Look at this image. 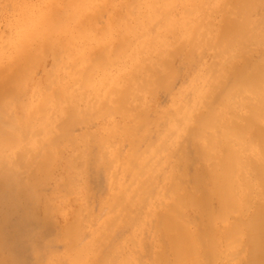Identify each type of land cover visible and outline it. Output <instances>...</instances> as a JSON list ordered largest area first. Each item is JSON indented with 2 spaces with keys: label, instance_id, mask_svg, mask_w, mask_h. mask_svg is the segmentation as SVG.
<instances>
[{
  "label": "bare ground",
  "instance_id": "1",
  "mask_svg": "<svg viewBox=\"0 0 264 264\" xmlns=\"http://www.w3.org/2000/svg\"><path fill=\"white\" fill-rule=\"evenodd\" d=\"M133 1H135V0H132V2L130 0H123L122 4H124L128 10L131 7L134 11L129 10V13H128L127 9L126 10L123 9L124 12L119 11V13H117V14L115 13L116 14L115 16L111 12V14L114 17H110V19H109L111 26L109 28L108 34L103 36L102 38L100 36L99 43L97 42L98 45L95 46L94 49L92 47L93 45L90 44L91 42L88 39L89 41L87 40V43L89 42V45H92L91 46L92 48H89V49H91V52L88 49L89 53H88V51L87 52L84 51L87 53V54L85 53V55H82V54H84V52H82V51L84 50L83 47L86 44L85 43L86 37L89 36V35H87L88 31L90 29L94 28V25L92 23L94 22V18H95V15H94L95 10L93 7L95 4H97L96 3L97 0H73L72 3L74 6H76V10H75V13L73 15L75 23H74V26L70 29L69 32H67V34L65 36L55 37L50 30L41 31L40 28H36L35 30L32 31V33L30 35H32V37H35V39L37 40V42H36L37 44H35V42H34V44L37 45V47L34 48L33 45L28 43L32 39L31 38L30 40L27 41V43H23V45H21L17 48H13L12 53H11L12 56L10 58H8V60L6 62H4L3 64H0V104L6 103L4 105H8V104H11L10 102L12 101V99H14L13 96H15L16 93L21 92V91L23 92L24 89H29V88H31V86H39L41 83L51 81L52 76L48 78V74H50V73L47 74V68H49V67H46L45 61H46V59L50 58V56L52 58V55H51L52 54V47H54L55 54H61L60 51L61 52H63V51H65V52L66 51L67 52L79 51L80 52L79 54L82 55L80 60H78L79 62L76 64L74 63L75 65L73 63H71L72 61L70 62L71 64L74 65V66H72L73 70L71 69V71H72L71 72L72 75H70L71 80H69V81H71L70 86H69L70 93L66 89V93L68 91V94L62 96L63 101L60 100L61 101L60 107H58V108L55 107V110H49V109H48L49 111L42 110V112L37 115L36 118L38 119L37 121L39 122V124L36 127H34V128H36V130L32 127L33 131H34V135H33V133H32V135L36 137L35 139L28 140L27 143H24L20 147H17L14 149L10 148L11 150L8 149L10 146V143L13 141H12V139H9L10 136L9 137L7 136L8 133L6 132V129H5L7 120L5 119L6 123L3 122V124H1V122L3 120L2 121L0 120V200H1L0 202L2 203L3 201H6V200L9 201L11 198H14V197H12V195L10 193L11 191L15 195H18V196L23 194L24 190L22 191L19 188L20 190H18V192H16L17 191L16 189H18V186H19L18 184L23 183L22 180H20V179H22V177L24 176V173H25V175L27 174L26 173L27 170H29V171L33 170L34 171L35 169H37V172H38V169L40 170V168L46 167L47 169L45 168L46 170H44V173H41V174H42V176L44 174H47L49 168L51 167L52 162L54 163V160L53 161H51V160L55 158L54 156H53L54 158L52 157V154L55 153V151L53 150L54 151L53 152L51 149V146L54 145V142H53V145H51L52 142H50L51 140H53V135L55 134L53 130H58V131L61 130L62 131V128L65 129L64 127L70 126L69 124L72 123L73 121H75L74 119L77 116L78 109H80V106H81V108L83 106V110H84L85 108L91 107L95 103L99 102V103L106 104L108 107H115L121 111H126V112L130 111L131 113H133L134 111H136L135 108H137V107L139 108L141 105H143L141 102L144 101L142 97L145 94L147 96V95H150V94L156 92L157 90H158V92L159 91L164 92L163 90L166 89V87H168L170 85V83L173 81V79L175 78V76L177 74L175 71L176 63H178L179 58H184L183 60L186 64L187 69H188L190 60L192 61L191 66L195 67L194 71L189 74V77L190 76H192V77L203 76L204 79H202V84H201V86H198V87L190 86L187 89V91H185V93H183V94H188L189 95L188 98L183 99L184 98L183 96L178 95V96H174L170 100V105H169L168 110L171 109L170 110L171 115L175 117L176 113L177 114L179 113L175 119L170 115V117L168 118V121L165 120V118H163V117L166 115V112H162V113H159L157 115V118L155 117L157 123L154 124L146 134L144 133L143 135L138 137V135L137 136L135 135V130L127 133V135H128L127 143H129V145H130L129 149H132V150H129V151H131L130 152L131 156H134L135 152L137 150L138 153H141L142 160H139L140 162L137 165H132V166L137 167V171H138L135 179H133L132 181H130L126 185L121 183L122 186H119V189L121 188V190H123L122 192L126 191L125 193L129 197H133L137 184L140 183L142 177L145 176V174L147 173L146 170L148 171V169L151 168L152 164L154 162H157L156 160L160 159V156H162L163 152L165 150H168L167 148H168L169 144L170 145H171V143H172V145L174 144L175 147L173 150V155L176 158L175 163L177 161H179L180 164L181 163L184 164L187 161V159H186V161L184 162L185 150H186L185 148L188 146L191 147L192 150L195 152L194 153L192 151V154L194 153L195 154L194 156H197L196 159L199 160L198 161L199 166L197 167L198 170L196 171V173H198V174L195 176H197L196 182L199 184V185L198 184L197 185L200 189V192H198V194H197L194 190H191V188H187L186 186L184 187L185 184L184 185L181 184L180 178H181V176L183 177V174L181 173V170L183 168L180 170V172H179L180 176H179L178 174L175 173L176 171H174V169L177 170L176 168H179L178 165H177L178 167L176 165H175L176 166L175 168L172 167L173 170L171 169V171L168 168L169 164H168V166L166 165L168 168V171H170V174L168 173L167 174V175H169L168 178L164 179V181L169 179V182L165 181L166 183H168V187L165 190V195L167 197L165 195L162 197H166V199L168 201H170L168 203H172V207L171 208H165L164 207L165 206V202H164L165 200L163 202H161L162 203L161 204L162 211L160 212V215L157 217L158 219L156 218L155 220H157L156 224L158 226V228H157V226H156V228L157 229L161 228V230L163 232L162 237H164L165 241H166V243H165V241H163L165 244L162 243V245H165V246H163V247H165V249H167V247H168L167 250L170 253L168 251L167 252L169 254L166 251H165L166 253L161 252L163 247L161 249V246H160V249H161L160 250L157 246H155L158 248V249L156 248L157 250L154 247V249H155V250H153L154 252L151 250L149 251V253L150 252L153 253V255L150 253L152 255L150 258V261L152 262V264H201L204 256L200 255L201 254L200 253L201 248L198 247V245H196L198 243L195 244V242H194L195 239H194V237L190 231L191 227L187 226V223H185L183 221V219H181L177 214V211L180 209L181 210L186 209V211L188 212L189 210L192 211V210L197 208L198 210L202 211L205 215L206 214L210 215L209 218L204 220L203 226L207 230L206 233L211 234V238H212V240H214V244H213L214 245V247H213L214 263H216V264H247L246 260L248 258H250L253 261L250 260L252 262H250L249 264H262V261L259 260L258 256L260 257L261 254H264V238L262 236H260V233H259L261 225L264 226V223H263V221H264V207H263V205H264V180H263L262 176L259 175L260 172L259 173L255 172L257 170L255 169L254 166H255V164L264 163V137L261 136V139H259V140L254 139L253 140L251 138V136L249 137L247 135L246 130L248 128L247 125L249 124L250 117H251V116H249L251 109L255 108L256 106L259 107L261 103H264V38H261L262 36L261 37L258 36L260 31L261 32L264 31V26L262 24L263 23L262 21L264 20V14L260 13L258 11L262 7L263 0H212L213 6L216 7L218 9V11L222 13L221 20L219 21L218 25H215V24L213 25L214 21L213 22L209 21L206 24H201V26H199L197 28H194L192 23H191V20L188 19V17L190 15L187 14L188 13L187 12L188 10H186L187 7L185 8L186 11L183 10L184 9L183 8L182 10L186 13H180V14H183L182 17H184V15H185V19L184 18L182 19L183 21L185 20V23L184 22L180 23V26H183V24H184L185 27H184V32L181 31L182 33H180V35H179L180 40L178 38L172 39L171 37H173V36H170L169 34H166V32H164L163 35H165L167 37V38L163 37L164 41H165L164 43H167L166 47H163V48L159 47V48L153 49V51L143 50L145 55H142L143 56L142 58L141 57L137 58V55L135 54L136 51H135V53H134V51H132L131 44H132V46H134L133 49L134 48L136 49L135 45L133 44V39L137 38V39L143 40L142 41L143 46H146V44H149L150 40H151V38H150L151 36L149 35L150 33H145V32L148 29H150V30L156 29L157 30L156 34L159 33L160 29H158L157 24L160 23L159 21L161 20V17H159V16H162V14H163V13L162 14L160 13L161 6L168 7V8L173 7L180 0H143L141 3L137 2V5ZM98 4H99V2H98ZM100 4H101V0H100ZM105 4H107V9L105 8L106 11H109L108 8L111 7V0H107ZM138 4H139V6L141 5L140 8H138ZM113 6H115V5L113 4ZM117 6H120V5H117ZM118 8L120 9V7H118ZM123 8H124V6H123ZM105 9H104V11H105ZM167 9H166V12H167ZM178 10H177V13H178ZM182 10H180V11L182 12ZM83 11H84V13H83ZM121 11H122V9H121ZM103 13H102V15H103ZM180 14H179V16H180ZM103 16H101V17H103ZM106 16H109V15H106ZM176 16H177V14H176ZM256 17H259L260 19L258 18V20H257ZM97 19H98V16H97ZM104 20H106L105 16H104ZM187 20H189V21H187ZM167 22H165L164 24H166ZM186 23H187V25H186ZM86 24H92V28H91V25L86 26ZM105 24H106V22H105ZM107 25L109 26L108 21H107L106 26ZM97 26H99V25H97ZM163 27H164V25H163ZM212 27L213 28L215 27L214 31L212 30ZM98 28L99 27H97V29ZM161 28H162V26H161ZM95 29H94V31H95ZM176 34H177V32H176ZM91 35H92V32H91ZM191 36H193V37H191ZM169 38H170V41H169ZM36 40H34V41H36ZM167 40H168V42H167ZM92 42L94 43V41H92ZM170 42H171V44H169ZM176 44H177V47H176ZM86 45H88V44H86ZM163 46H164V44H163ZM194 49H196L198 51L199 50L202 51V56L199 55L198 59L196 58L195 53H199V52L198 51L195 52L196 50H194ZM248 52L251 53L248 57V63H246L242 66H240V65L237 66L235 78L233 79V82H232L231 86L229 87L228 92H226L227 94L225 93L226 96L219 101V104L217 106L208 110L207 106L210 104L212 94L215 91V88L221 82L220 78L226 77L227 75L234 73L232 71H233V68H235V67L233 66L234 63H232V62H234L235 60H236L235 62H237L240 59L244 60L247 57ZM69 54L71 55V53H69ZM75 54L76 53H74V55ZM194 54H195V56H194ZM218 55L220 56V60H218V58H217ZM61 56H63V55H61ZM61 56H60V58H61ZM65 56H66V58L69 57V55L67 57V53L65 54ZM70 57H72V56H70ZM185 57L189 60L188 62H187V59ZM74 58H75V56H74ZM74 58L72 57L71 60H73ZM138 59H140L142 62H144V64L141 65L140 67H134L132 69V74L128 77H126L124 75H120V73H122L125 70L122 67L123 66L122 63L124 61H136ZM243 60H242V62H243ZM64 61L66 62L67 60L65 59ZM73 62H75V61H73ZM242 62L240 61V64ZM53 64H55V63H53ZM63 64H64L63 67H65L66 66L65 63H63ZM67 64H68V61H67ZM216 65H218L220 67V69L222 70L221 71L222 74L220 73V71H218L219 68H217ZM68 66H70V65H68ZM226 66H227V70H226ZM206 67H207V71H208L207 73L208 74L204 73ZM58 68H60V65L56 67V69H58ZM67 68L68 67L66 66L64 69H67ZM51 69H52V67H51ZM68 69H70V68H68ZM209 69H210V71H209ZM37 70H40L41 74H38L39 76H36ZM49 70H50V68H49ZM61 70H62V68L60 69V72H61ZM58 71H59V69H58ZM64 71H68V70H64ZM49 72H51V71H49ZM67 73L68 72H66V74ZM56 74L57 73H55V75H54L55 77H57V75H58V74L57 75ZM59 74H61V73H59ZM51 75H53V74H51ZM58 76H61V77L60 78L57 77V79L63 78L62 77L63 74L58 75ZM186 76H187V74H185L183 76V78ZM192 77H191V79H192ZM68 78H69V76H68ZM180 79H181V77H180ZM54 82L56 83L57 80L56 81L54 80ZM59 82L57 83L58 85H56V86L57 87L60 86L61 88L59 87V89L61 90L63 88V86L59 85ZM67 83H65L64 85H66ZM199 83H201V82H199ZM105 90H110V93L108 94V96L102 95L105 93L104 92ZM26 92L27 91H24V93H26ZM54 92L55 91H53V93ZM179 94H181V93H179ZM155 96L157 97L156 93H155ZM17 97H16V99H17ZM59 97L60 96L58 95V98ZM146 98L147 99H145V100L147 101L148 96ZM151 98L152 97L150 95L149 99H151ZM156 99H154V101ZM56 102H57V100H56ZM179 102H182V104L180 105ZM179 105H180V110L177 107ZM150 107L152 108V103H151ZM47 108H48V105H47ZM94 108H96V107H94ZM104 108H102V109H104ZM142 108L143 107H141L140 110ZM140 110H139V113L141 112ZM86 111H88V110H86ZM108 111L110 112L109 109H107V111H105L106 115L109 113ZM253 111H254V109H253ZM128 112H127V115H128ZM137 112H138V110H137ZM263 112L261 115H263V119H264ZM35 113H37V112H35ZM79 113H81V111H79ZM90 113L93 114L92 111ZM101 114H102V117H105V115L103 113H101ZM114 114L116 115V113H114ZM127 115L125 114L126 117H129L130 113L128 116ZM133 115L134 114H132V116ZM142 115H143V113H142ZM9 116H10V114H9ZM112 117H115V116H112ZM133 117H136V116H133ZM100 118H101V116H100ZM111 118L109 121L112 120ZM139 118H141V117H139ZM252 118H253V116H252ZM257 118H258V116H257ZM8 119H9V117H8ZM13 119H14V116H13ZM98 119L99 118H97V120ZM107 119H108V117H107ZM107 119H104L105 122ZM118 119H120V118H118ZM118 119L116 118V120H118ZM123 119H125L124 122H126L128 118H125L123 116ZM120 120H121L120 122H122V119H120ZM254 120H256V119L254 118ZM260 120H262V118ZM16 121L18 122V120H16ZM70 121H72V122H70ZM142 122H141V124H142ZM163 122L165 124H169V123L173 124L170 129L166 130V133L163 129L159 128V126ZM8 123H7V125L9 127L13 128V126H12L13 122H11L12 125H9L10 123L9 124ZM262 123L264 125V121L260 122V124H262ZM107 124H108V122L106 123V125ZM113 124L117 125L114 122H110V126H115ZM33 125H34V123H33ZM121 125H122V123H121ZM74 126H75V124H74ZM98 126H100V125H98ZM101 126H102V124H101ZM105 128H106V126H105ZM107 128H108V125H107ZM29 129H30V127H29ZM71 129H72V127H71ZM103 129H104V127H103ZM103 129H101V131H103ZM113 130H114V128H113ZM11 131L15 132L13 130H10V132ZM97 131H99V128ZM16 132L13 133V136H15ZM263 132H264V130H263ZM29 133H28V135H30ZM112 133H113V131H111V134ZM159 133L161 135V139L163 138L164 141L161 144H158L157 147L151 153L152 156L148 157V154L144 151V149L140 145V142L142 140H146V138L149 139L150 137H153ZM86 137H85V139H86ZM26 139H27V137H26ZM156 139H157V137H156ZM80 140H83V139L80 138ZM83 141H84L83 144H85V140H83ZM22 142H23V138H22ZM134 142H135L136 148L134 147ZM20 143H21V141H20ZM80 144H82V143H80ZM4 145H7L6 148L8 150L5 148L6 150L2 151V149L4 148L3 147ZM115 145H117V144H115ZM172 148H173V146L171 147V149ZM191 148H189V149H191ZM114 149H116V148H114ZM33 150L36 152V154L32 153L30 155L29 154L30 151H33ZM110 150H113V148ZM147 150L149 151V148ZM151 150L152 149H150V151ZM114 151L115 150H113L112 153ZM47 152L50 153V156L48 158L46 156ZM73 152H74V150H73ZM73 152H71V155H73L72 154ZM110 153H111V151H110ZM28 154L30 155L31 158L29 157ZM165 154L167 155V151H165ZM111 155H113V154H111ZM171 155H172V153H171ZM171 155H170V157H171ZM82 156H83V154H82ZM165 157H162V158H165ZM36 158H37V160H36ZM84 158H85V156H84ZM110 158H111V156H110ZM49 159H51V160H49ZM69 160H71L70 157H69ZM79 161L81 162L82 160H78L77 161L78 164H79ZM83 161H84V159H83ZM116 161L117 160L115 159L114 162H116ZM67 162H69V161L67 160ZM67 162H65V164H67ZM82 162H81V164L84 163V162L83 163ZM179 162H177L176 164H179ZM115 164H117V163H115ZM35 165L37 168H33ZM69 165L72 167V164H69ZM77 165H75V166H77ZM83 166H82V168H83ZM67 167H66V170H67V172H69ZM78 167H80V166H78ZM74 168H72V170L74 171V173L77 174V172H75L76 169H74ZM115 168H116V166H115ZM79 169H81V168H79ZM131 169H132L131 165L128 163H125L123 165V170L109 169V171H112V177L113 178H116V176L118 178L119 174H122L124 171H130ZM165 169H166V167H165ZM184 169H185V167H184ZM17 170L18 171L20 170V172L22 171L23 176H21L20 179L19 178L15 179V181H13L12 179L9 180V175L12 176V174L14 173L13 174V176H14L15 173L17 174V172H16ZM158 170H160V169H158ZM41 171H42V169H41ZM62 172H63V170H62ZM67 172L64 170V173H63L66 177H67V175H66ZM72 173H71V175H72ZM33 174H34V172H33ZM41 174L39 175V172H38L39 176H41ZM80 174H81V171H80ZM19 175H21V174H19ZM30 175H32L31 171H30ZM36 175H34V176H36ZM110 175H108L107 180H108ZM184 175H186V174H184ZM153 176H157V175H153ZM45 177H47V175ZM45 177H43V178H45ZM56 177H55V179H56ZM59 177H61V176H59ZM75 177H77V176L75 175ZM163 177H165L164 174H163ZM33 178H34V182H37L38 179L40 180V178H41V180H43L42 177H39V178L37 177V180L35 177H33ZM68 178H70V176ZM113 178L111 179V181L110 180L109 181L112 182ZM24 181H25V179H24ZM46 181L50 182V180H48V179ZM145 181H147V180H145ZM15 182L18 185L16 189L14 188V184H16ZM30 182H32V181H30ZM54 182H58V180L52 181L51 183H54ZM104 182H105V180H104ZM26 183L28 185L29 181ZM43 183H45V180L43 181ZM23 184H25V183H23ZM110 184H109V187L111 188ZM25 185H21V187L24 188ZM56 185H57V183H56ZM77 185H74V186H77ZM7 186L13 187L10 192H7L6 190H4ZM55 186H53V187H55ZM141 186L142 185H140L139 189H143V188H141ZM78 187H79V185H78ZM84 187L85 186H83L82 189L87 188V187H85V188ZM189 187H190V185H189ZM73 188H75V187H72V189H71L72 191H74ZM159 188H160V185H159ZM66 189H68V188H66ZM52 190H53V188H52ZM26 192H28V191H26ZM43 192H46V191H43ZM53 192L57 193L54 190H53ZM63 192L66 193V191H63ZM82 192H83V190H82ZM84 192H85V190H84ZM49 193H50V191H49ZM70 193H71V191H70ZM76 193L79 194V189H78V192L76 191ZM160 193H162V192H160ZM8 194H10V195H8ZM72 194H73V192H72ZM72 194H71V196H70V194L68 196L72 197ZM136 194H139V193H136ZM33 195L36 196V194H32V196ZM53 195L55 196V194H53ZM50 196L52 198H54V196H52L51 194L49 195V197ZM57 196H58V194H57ZM59 196H60V194H59ZM79 196H80V194H79ZM154 196L155 195H153V197ZM70 197H68V198L71 201V199L73 197L71 199H70ZM75 197H77V196H75ZM116 197L112 198L114 203H115ZM137 197H138V195H137ZM40 198H43V197L41 196ZM40 198H39V200H40ZM45 198H46V196H45ZM55 198H56V196H55ZM60 198L61 197H59V201H60ZM65 198H67V197H65ZM74 198L72 200H75ZM84 198H85V196H84ZM160 198H159V200H160ZM23 199H25V197L22 198V201H23ZM43 199H41V201ZM48 199L50 200L51 198H48ZM82 199L83 198L81 197V201H82ZM119 199H120V197H119ZM132 199H131V201H132ZM37 200L38 199H36V202L39 201V200L38 201ZM64 200L67 201L68 199H64ZM125 200H126V197H125ZM147 200L150 201L149 198ZM152 200L149 202V206H151L150 203L153 204ZM156 200H158V199H156ZM19 201H21V200H19ZM46 201H47V199H46ZM46 201H44V202H46ZM66 201H64V202H66ZM36 202H34V203H36ZM44 202L42 204L43 206H44ZM83 202L85 203V200H83ZM154 202H156L157 207H159L158 203H160V202H158V201H154ZM34 203L32 201V204H34ZM54 203H55V201H54ZM60 203H62V201ZM77 203H79L78 199H77ZM11 204L14 205V200H13V203H11ZM15 204H18V203L16 202ZM47 204L49 205L50 203H47ZM52 204H53V202H51V206H53ZM58 204L59 203L57 202L56 205H58ZM66 204H68V202H66ZM91 204H93V203H91ZM64 205L65 204H63V206ZM71 205L73 206L74 209L77 206L75 202H74L75 206L73 205V203ZM85 205H86V203H85ZM93 205H92V208H90V211H91V209H93ZM122 205L124 207L123 203H122ZM139 205H140V203H139ZM168 205H170V204H168ZM149 206H146V207H149ZM153 206L154 205H152V207ZM40 207L42 208V206H40ZM57 207H54V209H56ZM81 207H82V204H81ZM85 207H84V210H86ZM117 207H118V209H117ZM117 207H116V209L118 212L120 206L117 204ZM155 207H156V205L154 206V209H155ZM163 207L165 208V210L163 209ZM45 208H47V207H45ZM61 208H62V206L60 207V212L57 210L59 212V214L57 212H55V216L57 213V216H56L57 220H58L57 222H59V219H61L60 223L62 221L61 225L59 223L60 229L62 227V233H63V235L60 234L61 238L65 237V236H71L70 238L72 239V243H73V242H75L74 241V239H75L74 235L79 234L78 229L85 228V227L79 228L80 223H79V220H77L78 217H80V211H82V210L77 208L78 210L74 211V209L71 210L72 208L69 207L68 208V209H70L69 211H72V212L74 211L72 213V216H73L72 217L70 215L71 212L70 213L68 212L67 207L65 208V210H63ZM120 208H122V206ZM36 209H37V206L35 207V211H37V212L40 211V210H38V209L36 210ZM49 209L50 208H48V210ZM52 209H51V211H53V212L56 211V210H52ZM101 209H103V208L101 207ZM107 209H110V208L107 207ZM116 209L114 208L113 210L115 211ZM154 209L153 210L151 209V210L154 211ZM41 210L43 211L45 209L42 208ZM61 210L66 211V213L68 212V214L71 217L70 221L68 220V218H69L68 215L63 214V212H61ZM126 210H127V208H126ZM42 211H40V212L42 213ZM124 211H125V208H124ZM40 212L38 214H40ZM44 212H43V215H45ZM46 212L48 213V211H46ZM53 212H51V214H54ZM83 212H85V211H83ZM104 212H106V211H104ZM99 213H101V212L99 211ZM183 213L185 214L186 212H183ZM36 215H37V213H36ZM153 215H154V213H153ZM153 215H152V217H153ZM229 216L231 218H228ZM40 217L42 218L41 214H40ZM49 217L52 218L51 215ZM49 217L47 216V219H50ZM111 217H113V216H111ZM152 217H150V218H152ZM47 219H45V220H47ZM143 219H146V218H143ZM147 219L149 220V218H147ZM52 220L53 219H51V221ZM150 220H152V219H150ZM88 221H89V219H88ZM57 222H54L55 225L56 224L58 225ZM108 222L106 221V224ZM140 222H142V221H140ZM85 223L87 224V222H85ZM216 223L219 224V228L217 227V229H214L215 231L212 232L211 229L214 228V226H218V225H216ZM88 224H89V222H88ZM135 224H136V222H135ZM59 225L56 227V229L59 228ZM139 225L140 226L138 227V229H140V227H142V225L140 223H139ZM147 226L149 227L150 224H148ZM104 227H105V225H104ZM188 227H190V228H188ZM60 229H58L57 232ZM100 229L101 228L98 229L99 230L98 232H100ZM102 229H103V226H102ZM102 229H101L100 235L105 234V232L103 233ZM142 229H143V227L141 228V230ZM85 230H87V229H85ZM144 230H145V228H144ZM152 230L153 229H151V231ZM153 231H155V229ZM59 232L61 233V231H59ZM84 232H86V231H84ZM111 232H113V231H111ZM145 232H146V230H145ZM147 232L149 233L150 231L147 230ZM73 233H75V234H73ZM80 233H82V232H80ZM151 234H153V233H151ZM162 234H160V236H159L160 243L162 242L161 241V235ZM58 235L59 234H57V236ZM60 235H59V237L56 236L57 238H55V239L59 240ZM98 235L99 234L96 232L95 236H98ZM141 235H142V232H141ZM145 235H148V234L146 233ZM158 235H159V233H158ZM72 236L74 239L72 238ZM77 236H79V235H77ZM151 236H153V235H151ZM244 236L247 237L248 242L250 243L249 244L250 248L247 249L248 251L245 250V253L243 255L241 254L240 256L234 257V254H236L234 252H236V250L240 249L239 248V246L241 244L240 241H242V238ZM81 237H82V235H81ZM148 237H149V235H148ZM148 237H146L145 239H148ZM153 237L156 238V236H153ZM53 238H54V236H53ZM101 238L103 239V237H101ZM124 238H125V236H124ZM55 239L54 240L52 239V240L55 242ZM98 239L99 238H97V240ZM135 239H136V237H135ZM135 239H133V241ZM156 239H158V237ZM52 240H51V243H54V242H52ZM95 240L96 239L91 241L93 245L98 242V241H96L94 243L93 241H95ZM151 240L153 242H155V240H153V239H151ZM47 241H50V240H47ZM47 241H46V243L49 244ZM102 241H100V242L102 243ZM104 241H106V238ZM157 241L155 243H152L150 241L151 244H153L151 246L153 247L154 244H156V243L158 245H161ZM76 242H77V240H76ZM91 242H89L90 245H92ZM136 242H138L137 239H136L135 243ZM209 242L210 241L208 240V242H206V244ZM139 243H140V241H139ZM58 244H60V243H58ZM70 245L73 246V244H70ZM70 245H68V246H70ZM207 245H209V244H207ZM66 246L64 248L68 249ZM96 246H98V245L96 244ZM96 246H95V248H96ZM88 248H89V245H88ZM138 248H139V246H138ZM165 249H163V250H165ZM78 250H77V253H78ZM116 250H115V252H116ZM159 250H160V252H159ZM54 252L55 251H53V253ZM209 252L212 255V251L209 250ZM53 253H52V255L54 256ZM93 253H94V251H93ZM130 253H131V251H130ZM164 253L168 254L167 257L169 259L166 257V255L162 256V254H164ZM50 254H49V256H50ZM109 254H110V252H109ZM59 255H61V253ZM59 255H56V256H59ZM56 256H54V257H56ZM66 256H64V257H66ZM111 256H113V259L115 258L114 255H111ZM117 256L119 258L120 255H117ZM106 257H108V256H106ZM110 257H108V258H110ZM125 257L128 258L129 261H131L133 258L132 257L130 260V256L129 257L125 256ZM165 257H166V259H165ZM76 258H77V255H76ZM116 258L114 260L118 262L120 259H116ZM144 258L145 257H143V259ZM62 259H64V258L62 257ZM70 259L73 260V258H70ZM70 259H68V262H70ZM113 259H112V261H113ZM204 259H205V261H208V259H206V258H204ZM40 260H41V262L43 261L42 259H40ZM56 260H58V259H56ZM74 260H75V257H74ZM95 260H96V258H95ZM123 260L125 261V259H123ZM134 260H136V259H134ZM4 261L5 260L1 257L0 258V264H5ZM75 261H77V260H75ZM92 261H94V260H92ZM141 261L145 262V260L141 259L140 263H142ZM110 263L111 262H109V264ZM127 263L128 262H126V261L124 262V264H127ZM47 264H50V263H47ZM106 264H108V262ZM112 264H113V262H112Z\"/></svg>",
  "mask_w": 264,
  "mask_h": 264
},
{
  "label": "rangeland",
  "instance_id": "2",
  "mask_svg": "<svg viewBox=\"0 0 264 264\" xmlns=\"http://www.w3.org/2000/svg\"><path fill=\"white\" fill-rule=\"evenodd\" d=\"M72 1L73 0H0V47H1L0 48V64H3L4 62H6L8 60V58H10L12 56L11 53H12L13 48H17V47L23 45V43H27V41L30 40L31 38L32 39L28 43L33 45L34 48H36L37 45H35V44H37L36 43L37 40L35 39V37H32V35H30L32 33V31L35 30L36 28H40L41 31L50 30L55 37L65 36L67 34V32H69L70 29L74 26V23H75L73 15L75 13L76 6L73 5ZM106 1L107 0H101V4H100V0H97V2H96L97 4H95L93 7L95 10L94 11L95 18H94V22L92 23L94 25V28H92V24H86V26L91 25L92 29H90V30L88 29L89 31L87 30L88 31L87 35H89V36L86 37L85 43L88 45H86V44L84 45V47H83L84 50L82 49L83 50L82 52L88 51V53H89V50L91 52V49H89V48L93 47V49H94V47L98 45L100 36L102 38L103 36L108 34L109 28L111 26L110 22H109L110 17H114L117 13H119V11L124 12V10L127 9L125 7V5L122 4L123 0H111V7L108 8L109 11H106V9H107V4H105ZM130 1L132 2V0H130ZM142 1L143 0H135L133 2L136 3V5H137V2L141 3ZM98 2L100 5L98 4ZM113 4L115 6H113ZM117 5H120V6H117ZM123 6H124V8H123ZM263 6H264V0L262 2V7L260 9L261 11L258 10L260 13L264 14V7ZM118 7H120V9ZM140 7H141V5L139 6V4H138V8H140ZM167 8L168 7H163V6H161V8H160V13L161 14L163 13V14H162V16H159V17H161V20L159 21L160 23L157 24L158 29H160L159 33L156 34L157 33L156 29L155 30L154 29L146 30L145 33H150L149 35L151 36L150 37L151 40H150L149 44H146V46H143L142 45L143 40L134 38L136 40L135 41L133 39V44L135 45L136 49L135 48H134L135 50L133 49L134 46H132V44H131V47H132V51H134V53L136 51L135 54L137 55V58H139V57L142 58L143 57L142 55H145L143 50L153 51V49H156L159 47L160 48L166 47L167 43H164L165 42L164 38L166 37L165 35H163L164 32H166V34H169L170 36H173V37H171L172 39L178 38L180 40L179 35H180V33L184 32V27H185L184 24H183V26H180V23H183V22L185 23V20L184 21L182 20L183 18L185 19V15H184V17H182L183 14H180V13H186L183 11V10H185V8H186V10H188L187 14L190 15L188 17V19L191 20V23H192L194 28L201 26V24H206L209 21H212V22L214 21L213 25L214 24L218 25L219 21L222 18V13L219 12L218 9L213 6L212 0H180L179 2L176 3L175 6L169 7L168 9ZM104 9L106 12L104 11ZM121 9H122V11H121ZM166 9H167V12H166ZM129 10H133V9L130 7ZM129 10H128V13H129ZM177 10H178V13H177ZM180 10H182V12ZM107 12L108 13L110 12V13L108 14ZM111 12L114 16L111 14ZM83 13H84V11H83ZM102 13L105 16L106 20H104V16L102 15ZM105 14L109 15V16H106ZM176 14H177V16H176ZM179 14H180V16H179ZM97 16H98V19H97ZM101 16H103V17H101ZM256 18L258 20L259 17H256ZM189 20H187V21H189ZM107 21L109 23V26L108 25L106 26ZM105 22H106V24H105ZM165 22H167V23L164 24ZM262 22H263L262 24L264 26V20ZM97 25H99V26H97ZM163 25H164V27H163ZM186 25H187V23H186ZM161 26H162V28H161ZM97 27H99V28L97 29ZM94 29H95V31H94ZM212 30L214 31L215 27L214 28L212 27ZM91 32H92V35H91ZM176 32H177V34H176ZM260 33L258 34V36H260V37L262 36L261 38H264V34H263L264 31H262V32L260 31ZM191 37H193V36H191ZM88 39L91 42L90 44H92L93 46L89 45V42L87 43ZM34 40H36V41H34ZM92 41H94V43ZM169 41H170V38H169ZM34 42H35V44H34ZM167 42H168V40H167ZM163 44H164V46H163ZM169 44H171V42ZM176 47H177V44H176ZM194 50H196V49H194ZM197 51L198 50H196L195 52H197ZM64 52L65 51H63V52L60 51L61 54H55L54 47H52V54H51L52 58L50 56V58L46 59V61H45L46 67L50 68V70H49V68H47V74L50 73V74H48V78L52 76L51 81L41 83L42 85L40 84L39 86H31V88H29V89H24V91H27L26 93H24V91L16 93L15 96H13L15 100L12 99V101L10 102L11 104H8V105H4L6 103L0 104V120L1 121L3 120L1 122V124H3V122L4 123L9 122L10 124L9 123L8 124L12 125L11 122H13V125H12L13 128L9 127L7 125V123H6V127H5L6 132L8 133L7 136L8 137L10 136L9 139H12V141H13L10 143V146L8 149H10V148L14 149V148L20 147L24 143H27L28 140L35 139L36 137L33 136L34 135L33 128L39 124V122L37 121L38 119L36 118L37 115L39 113H41L42 110L49 111V110H55V107H57V108L60 107V104H61L60 102L63 101L62 96L68 94V91L70 93L69 86H70L71 81H69V80H71L70 75H72V73H71L72 72L71 69L73 70L72 66H74L76 63H78L79 62L78 60H80L82 55H85L86 52H84V54H82V55L79 54L80 53L79 51H72V52L66 51L65 53ZM198 52L199 53H195L197 59L199 58V55L202 56V51L199 50ZM66 53H67V57L69 55L68 58H66V56H65ZM69 53H71V55ZM74 53H76V54L74 55ZM195 54H194V56H195ZM250 54L251 53L248 52V55L246 57L247 59L245 58L244 60L240 59L237 62H235L236 60L234 62H232V63H234L233 66L235 67V68H233V71H232L234 73H231L230 75H227L226 77L220 78L221 82L217 85V87L215 88V91L212 94L210 104L207 106L208 110L217 106L219 104V101L226 96L225 93L228 92V89L231 86L233 79L235 78L237 66H239V65L242 66V65L248 63V57ZM61 55H63V56H61ZM73 55L75 56V58ZM60 56H61V58H60ZM70 56H72L75 60L74 59L71 60L72 57H70ZM217 58H218V60H220L219 55L217 56ZM65 59L68 61V64H67V61L66 62L64 61ZM183 59L184 58H179L178 63H176L175 71L178 75L176 74L175 78L170 83V85L168 87H166V89L163 90L164 92H162V91L158 92V90H157L156 92L150 94L152 97L151 99H149L150 95H147L148 96L147 101L145 100V99H147L146 98L147 96L145 94L142 97L144 101L141 102L143 105H141L139 108L138 107L135 108L136 111L133 110L134 111L133 113H131L130 111L129 112L127 111L128 115L130 113L129 117L125 116V114L127 115L126 111H121L115 107H108L104 103L97 102L93 106L85 108L84 110H83V106H82V108L80 106V109H78L77 116L74 119L75 121H73V120H72L73 122L70 121V122H72L70 124L68 123L70 126H67L68 124L66 125L68 128L64 127L65 129L62 128V131L61 130L60 131L53 130L55 134L53 135V140H51L50 142H52L51 145H53V142H54V145L51 146V149H52V151L53 150L55 151V153H53L54 151L52 152L53 153L52 157L54 156L55 158L54 157H53L54 159L51 158L52 160L49 159L51 161L54 160V163L52 162L53 165L51 164V167L49 168L47 174H44L43 176L41 174V173H44V170L47 169L46 167H44V168H40V170L38 169L39 175L41 174V176L38 175L37 169H35L34 171L30 170L32 175H30L29 170H27L26 175L24 173V176H23V172L22 171L20 172V170L16 171L17 172V174L15 173L16 176L15 175L13 176L14 173L12 174V176L9 175V180L12 179L13 181H15V179H17V178L20 179L21 176H23L22 179H20V180H22V182L25 183L26 185H27L26 182H28V181L30 184L28 183L29 186L28 185L26 186L25 184L20 183L21 185H25L23 188V187H21L20 184H18L19 185L18 186L17 183L15 182L16 184H14V188L16 189L18 186V189H16L17 190L16 192H18V190H20V189L22 191L24 190L23 194L20 196L15 195L11 191V189L13 187L7 186L4 189L7 192L11 191L10 193H11L12 197H14V198H11L12 200L10 199L9 201L6 200V201H3L2 203L0 202L1 203L0 204V258L2 257L5 260L4 261L5 264H47V263H50V264H68V263L69 264H72V263L73 264H75V263L76 264H98L99 262H100L99 264H104V263L106 264L107 262H108V264H109V262H111L110 264H112V262H113V264H120V263L124 264L125 261L128 262L127 264H143V263L144 264H146V263L152 264V262L150 261V258L153 255V253L150 252L152 254L151 255L149 253V251L150 250L153 251L157 247L160 249V246L162 249V247L165 246V245H162V243L163 244L166 243L165 238L162 237L163 232H162L161 228L157 229L158 228V226L156 224L157 220H155L160 215V212L162 211V206H161L162 203L161 202H163L165 200L164 201L165 202V206H164L165 208H171L172 207V203H168L170 201H168L166 199L167 196L165 195V190L168 187V183H166L165 181L169 182V179L165 180V181H164V179L168 178L169 175H167V174L168 173L170 174L171 169L173 170V168H175L178 165L179 168H176L177 170L174 169V171H176L175 173L180 176L179 172L183 168L181 170V173L183 174V177L181 176V178H180L181 184L182 185L185 184L184 187L186 186L187 188H191V190H194L198 194V192H200V189L198 187L199 184L196 182L197 176H195V175L198 174V173H196V171L198 170L197 167L199 166L198 165L199 160L196 159L197 156H194L195 152L192 150V148L188 146L185 148L186 150H185L184 162L187 159V161L185 162L186 164L181 163L182 164L181 165L179 161H177V162H179V164H176L177 163V162L175 163L176 158L173 155V150H174L175 146H174V144L172 145V143H171V145L169 144V146L167 148L168 150H165V151H167V155L165 154V151H164L162 156H160V159L156 160L157 162H154L152 164L151 168L148 169V171L146 170L147 173L145 174V176L142 177L140 183H138L136 188H135L134 196L129 197L125 193L126 191L122 192L123 190H121V188L119 189V186H122L121 183L126 185L127 183H129L130 181L135 179L138 171H137V167L132 166V165H137L140 162L139 160H142V158H141V153H138L137 150L135 152V155L131 156V154H130L131 151H129V150H132V149H129L130 145H129V143H127V138H128L127 133L135 130V135L136 136L138 135V137H140L144 133L146 134L150 130V128L154 124L157 123V121H156L157 115L159 113H162V112H166V115L163 118H165V120L168 121V118L171 115V112H170L171 109L168 110L169 105H170V100L174 96H178V95H181L184 97L183 99H186L189 97V95L183 94V93H185V91H187V89L190 86H194V87L201 86L202 79H204L203 76H199V77L190 76L189 77V74L194 71L195 67L191 66L192 61L190 60L189 66L187 69L186 64H185ZM242 60H243V62H242ZM73 61H75V62H73ZM188 61L189 60L187 59V62ZM240 61L243 64L242 63L240 64ZM70 62L73 64L75 63V64L73 65ZM53 63H55V64H53ZM63 63H65V65L70 69H68V68L64 69L66 66L63 67V65H64ZM143 64H144V62H142L140 59H138L136 61H124L122 63V65H123L122 67L125 70L122 73H120V75H124V76L128 77L132 74V69L134 67H140ZM59 65H60V68H58L59 69V71H58V69H56V67ZM68 65H70V66H68ZM51 67H52V69H51ZM216 67L219 68L218 71H220V73L222 74V72H221L222 70L220 69V67L218 65H216ZM61 68H62V70L60 72ZM63 69L68 70V71H64ZM48 70L51 72H49ZM226 70H227V66H226ZM209 71H210V69H209ZM66 72H68L69 74L68 73L66 74ZM207 72L208 71H207V67H206L204 73L208 74ZM55 73H57L58 75L63 74V76H62L63 78L59 79L61 76H58L56 74L57 77H59L57 79V77L54 76ZM59 73H61V74H59ZM38 74H41L40 70L36 71V76H39ZM51 74H53V75H51ZM185 74H187V76L183 78V76ZM65 75L66 76L68 75L69 78H68V76L66 77ZM180 77H181V79H180ZM191 77H192V79H191ZM54 80L55 81L57 80V82L55 83ZM58 80L60 82L61 81L62 82L60 83ZM58 82H59V85L63 86L64 89L62 88L60 90L59 89L60 86H58V87L56 86V85H58L57 84ZM199 82H201V83H199ZM65 83H67V84L64 85ZM66 89L68 90L67 93H66ZM53 91H55V92L57 91V92L53 93ZM104 92L105 93L102 95L108 96V94L110 93V90H105ZM155 93H156L157 97L155 96ZM179 93H181V94H179ZM58 95L60 96L59 98H58ZM16 97H17V99H16ZM154 99H156V100L154 101ZM56 100H57V102H56ZM151 103H152L153 109L150 107ZM179 103H180V105L182 104V102H179ZM47 105H48V108H47ZM180 105L177 106L179 108V110H180ZM263 105H264V103H261L260 104L261 107L258 105L260 108L256 106L257 107V108L255 107L256 109L252 108L250 111L249 116H251V117H250L249 124L247 125L248 128H247L246 132H247V135L249 137L251 136V138L253 140L254 139L259 140V139H261V136L264 137V132H263L264 125H263V123L260 124V122L264 121L263 115H261L262 112L264 111ZM94 107H96V108H94ZM141 107H143V108L140 110ZM102 108H104V109H102ZM106 108L110 110V112L108 111L110 113V114L108 113L109 115L108 114L106 115V112H105V111H107ZM253 109H254V111H253ZM86 110H88V111H86ZM137 110H138V112H137ZM139 110L141 111L140 113H139ZM79 111H81V113H79ZM91 111L93 112L94 115L92 113H90ZM35 112H37V113H35ZM101 113H103L106 118L102 117ZM114 113H116V115ZM142 113H143V115H142ZM9 114H10V116H9ZM132 114H134L133 116H136V117H133ZM178 114L176 113L175 117L172 115L171 116L175 119ZM263 114H264V112H263ZM13 116H14V119H13ZM100 116H101V118H100ZM112 116H115V117H112ZM123 116L125 118H128L126 122H124L125 119H123ZM252 116H253V118H252ZM257 116H258V118H257ZM8 117H9V119L10 118L11 119L9 120ZM107 117H108V119H107ZM139 117H141V118H139ZM97 118H99V119L97 120ZM110 118L112 119L111 121H109ZM116 118L122 119V122H120L121 121L120 119L116 120ZM254 118L256 120H254ZM259 118L260 119L262 118L263 121L260 120ZM104 119H107L106 122ZM16 120H18V122L20 121L22 124L20 122L18 123ZM107 122H108V124H107L108 128L106 125ZM110 122H114L117 125L113 124L115 126H110ZM141 122H142V124H141ZM33 123L35 126L33 125ZM121 123H122V125H121ZM74 124H75V126H74ZM101 124H102V126H101ZM98 125H100V126H98ZM172 125H173L172 123L165 124L163 122V123H161L159 128L163 129L166 133V130L170 129ZM105 126H106V128H105ZM29 127H30V129H29ZM71 127L73 130L71 129ZM103 127H104V129H103ZM98 128H99V131L101 133L99 131H97ZM113 128H114V130H113ZM34 129L36 130V128H34ZM101 129H103L104 132L101 131ZM10 130H13V131L16 130L17 131V132L15 131L16 132L15 136H13V133H15V132H12V131L10 132ZM111 131H113L112 134H111ZM28 133L30 135H28ZM32 133H33V135H32ZM26 137H27V139H26ZM85 137H86V139H85ZM156 137H157V139H156ZM22 138H23V142H22ZM80 138L85 140V144H83L84 141L80 140ZM20 141H21V143H20ZM163 141H164V139L163 138L161 139V135L159 133L153 137H150L149 139L146 138V140H142L140 142V145L142 146L144 151L148 154V157L149 156L151 157L152 156L151 153L153 152V150L157 147L158 144H161ZM80 143H82V144H80ZM115 144H117V145H115ZM6 146L7 145L3 146L4 148L2 149V151L7 149ZM172 146H173V148L171 149ZM134 147H135V142H134ZM112 148H113V150H115L113 153H112L113 150H110ZM114 148H116V149H114ZM148 148H149V151H150V149H152V150L149 152L147 150ZM189 148H191V149H189ZM73 150H74V152H73ZM110 151H111V153H110ZM192 151L194 152L193 154H192ZM71 152H73L72 153L73 155H71ZM32 153L36 154V152L34 150L30 151L29 154L31 155ZM81 153L83 154V156ZM171 153H172V155H171ZM111 154H113V155H111ZM30 155H29V157H30ZM170 155H171V157H170ZM46 156L48 158L50 156V153L47 152ZM84 156H85V158H84ZM110 156L113 160L110 158ZM69 157L71 158V160H69ZM162 157H165V158H162ZM83 159H84V161H83ZM115 159L117 160L116 162H114ZM36 160H37V158H36ZM67 160L70 163L67 162ZM78 160H82L84 163L81 161L83 163V164H81V162L79 161V164H80L79 165L77 162ZM65 162H67V164H65ZM115 163H117V164H115ZM125 163L130 164L132 169L130 171H124L122 174H119L118 178H117V176H116V178H113L112 177V171H109V169L123 170V165ZM69 164H72V167ZM168 164H169V166H168ZM75 165H77V166H75ZM114 165L116 166V168ZM166 165L168 166L170 171H168V168ZM263 165H264V163L255 164L254 167L257 171H255V170L254 171L257 173L260 172L259 175L262 176V178L264 180V166ZM78 166H80V167H78ZM82 166H83V168H82ZM66 167L69 170V172H67ZM165 167L167 170L165 169ZM184 167H185V169H184ZM33 168H37L36 165ZM72 168L76 169L75 172H77V174L74 173ZM79 168H81L82 170ZM41 169H42V171H41ZM158 169H160V170H158ZM62 170H63V172H62ZM64 170L67 172L66 173L67 177L63 174ZM80 171H81V174H80ZM33 172H34V174H33ZM71 173L73 176L71 175ZM19 174H21V175H19ZM74 174L77 177H75ZM163 174L165 177H163ZM184 174H186V175H184ZM34 175H36L38 178L39 177L43 178L46 175H47V177L43 178V180H41V178H40V180L38 179L37 182H34L33 177H35L37 180V177ZM108 175H110V176L107 180ZM153 175H157V176H153ZM59 176H61V177H59ZM69 176L71 179L68 178ZM55 177L58 180V182L51 183L52 181H57L55 179ZM23 178L25 179V181ZM112 178H113V180H112V182H110ZM47 179L50 180V182L49 181L47 182L46 181ZM44 180H45V183H43ZM104 180H105V182H104ZM145 180H147V181H145ZM30 181H32V182H30ZM56 183H57V185H56ZM77 184L79 185L80 188L78 187ZM109 184H110L111 188L109 187ZM74 185H77V186H74ZM140 185H142L141 188H143V189H139ZM159 185H160V188H159ZM189 185H190V187H189ZM53 186H55L56 188ZM83 186H85L87 188L84 187L85 189H82ZM72 187H75V188H73L74 191L71 190ZM76 187L79 189L80 196H79V194L76 193V191L78 192V189ZM52 188L57 193H54ZM66 188H68V189H66ZM82 190H83V192H82ZM84 190H85V192H84ZM26 191H28V192H26ZM43 191H46V192H43ZM49 191H50V193H49ZM63 191H66V193ZM70 191H71V193H70ZM72 192H73V194H72ZM160 192H162V193H160ZM136 193H139V194H136ZM32 194H36V196L35 195L32 196ZM48 194L49 195L51 194L52 196H54L53 194H55L56 198H55V196H54V198L56 200L54 198H52L51 196L49 197ZM57 194H58V196H57ZM59 194H60V196H59ZM69 194H70V196L72 194V197L74 195L77 197L74 196L75 198L74 197L73 198L75 200H72L73 198L68 196ZM8 195H10V194H8ZM137 195H138V197H137ZM153 195H155V196L153 197ZM164 195L166 197H162ZM39 196L40 197L42 196L44 199L40 198ZM45 196H46V198H45ZM84 196L86 199L84 198ZM24 197H25V199H23V201H22V198H24ZM38 197L40 198V200ZM59 197H61L60 201H59ZM65 197H67V198H65ZM68 197H70V199L72 198L71 199L72 202L69 200ZM81 197L83 198L82 201H81ZM114 197H116L115 203L112 200V198H114ZM119 197H120V199H119ZM125 197H126V200H125ZM48 198H51V199L49 200ZM148 198L150 199V201L153 199L152 200L153 204L150 203L151 206H149L150 201L147 200ZM159 198L161 201L159 200ZM36 199H38L40 202L38 200H37L38 202H36ZM41 199H43V200L41 201ZM46 199H47V201H46ZM64 199H68L69 201L68 200L66 201ZM77 199H78L79 203H77ZM131 199H132V201H131ZM156 199H158V200H156ZM13 200H14V205L11 204V203H13ZM19 200H21V201H19ZM83 200H85L86 205L83 202ZM32 201H33V203L34 202H36V203L32 204ZM44 201H46V202H44ZM54 201L56 204H57V202L59 204L56 205L54 203ZM61 201H62V203H60ZM64 201L68 202V204H66V202H64ZM154 201L160 202V203H158L159 207H157V204ZM16 202L18 204H15ZM43 202H44V206L42 205ZM51 202H53L52 205L54 207H57V206L58 207L56 209H54V207L51 206ZM74 202L77 205L75 209L71 205L72 203L74 205ZM45 203L46 204L50 203V204L46 205ZM80 203L82 204V207H81ZM91 203H93L94 205ZM122 203L124 204V207H123ZM139 203H140V205H139ZM63 204H65V205L63 206ZM117 204L120 207L122 206V208L119 207L118 212H117V209H118ZM168 204H170V205H168ZM60 205L62 206L61 209H63V210H65L66 207H67V209L70 207V208H72L71 210L74 209V211H76L78 209L82 210V211H80V217H78L77 220H79V223H80L79 228H83V227H85V228L78 229L79 234L74 235L75 239L72 236V238L75 241L73 243H72V239L70 238L71 236H65V237L62 236L63 238H61V235H63L62 227L60 229V225H61L62 221L60 223L61 219L58 218L59 222H57L58 220L56 217L57 213L59 214V212H60V207H61ZM92 205H93V209H91V211H90V208H92ZM152 205H154V206L156 205L155 209H154V206L152 207ZM36 206H37V209L40 211H42L41 210L42 208L45 209L42 211V213L39 211L42 218L40 217V214H38L39 212L35 211ZM40 206H42V208ZM146 206H149V207H146ZM45 207H47V208H45ZM84 207L86 210H84ZM101 207L103 209H101ZM107 207H109L110 209H107ZM116 207H117V209H116ZM164 207H163V209L165 210ZM263 207H264V205H263ZM48 208H50V209L48 210ZM114 208L116 209L115 211L113 210ZM124 208H125V211H124ZM126 208H127V210H126ZM51 209L56 210V211L53 212V211H51ZM151 209L152 210L154 209V211H152ZM63 210H61V212H63V214H65V215H68V217L70 218V219L68 218V220L70 221L71 220L70 215L72 216V213L74 211L72 212V211H69L70 209H68V212L69 213L71 212V214L69 215L68 212L66 213V211H63ZM180 210L177 211L178 216L181 219H183V221L185 223H187V226L191 227V228L190 227H188V228H190V231H191V233L195 239L194 242H195V244L198 243L196 245H198V247L201 248L200 249V251H201L200 255L204 256L201 264H216V263H214V260H213L214 240H212L211 234L206 233L207 230L203 226L204 220L209 218L210 215L206 214L207 215L206 216L202 211L198 210L197 208L192 210V211L189 210L188 212L186 211V209L185 210L182 209L181 210L182 212ZM46 211H48V213ZM83 211H85V212H83ZM99 211L101 213H99ZM104 211H106V212H104ZM43 212L45 213V215H43ZM51 212H53L54 214H51ZM55 212H57L56 216H55ZM183 212H186V213L184 214ZM36 213H37V215H36ZM153 213H154V215H153ZM46 215L48 217L51 215L52 218L49 217L50 219H47ZM152 215H153V217H152ZM111 216H113V217H111ZM150 217H152V218H150ZM143 218H146V219H143ZM147 218H149V220ZM228 218H231V217L229 216ZM45 219H47V220H45ZM51 219H53V220L51 221ZM88 219H89V221H88ZM150 219H152V220H150ZM53 221L57 222L58 225L60 223L58 229H60L59 231H61V233L59 231L57 232L58 229H56V227L58 225L56 224L57 225L56 226ZM106 221L107 222L109 221V222L106 224ZM140 221H142L143 223ZM85 222H87V224ZM88 222H89V224H88ZM135 222H136V224H135ZM139 223L143 227L142 230H141L142 227H140V229H138V227L140 226ZM147 223L150 224L149 227L147 226L148 225ZM263 223H264V221H263ZM104 225H105V227H104ZM216 225H218V226H214V228L211 229L212 232L215 231L214 229H217V227L219 228V224L216 223ZM102 226H103V229H102ZM156 226H157V228H156ZM99 228L102 229L103 233L105 232L104 235L102 234L103 236L100 235L101 229H100V232H98ZM144 228H145L146 232H145ZM85 229H87V230H85ZM151 229H153V230L155 229V231L152 230L153 231L152 232ZM110 230L113 232H111ZM147 230H149L153 234H151L150 232H149L150 233L149 234L147 232ZM84 231H86V232H84ZM140 231L142 232V235H141ZM80 232H82V233H80ZM96 232L99 234L98 236H95ZM146 233L149 235V237H148V235H145ZM158 233H159V235H158ZM259 233H260V236H262L264 238V226L261 225ZM57 234H59V235L61 234L60 235L61 239L60 238H59V240L55 239V238L59 237V235L57 236ZM73 234H75V233H73ZM160 234H162L161 235V241H162L161 243L159 241L160 240L159 239ZM77 235H79V236H77ZM81 235H82V237H81ZM151 235L156 236V238L158 237V239H156L155 237H153ZM53 236H54V238H53ZM124 236H125V238H124ZM101 237H103L104 240L106 238V241H104ZM135 237L138 241L136 243H135V241H136ZM146 237H148V239H145ZM97 238H99V239L97 240ZM52 239L53 240L55 239L56 243ZM94 239H96L95 241H93L94 243L96 241H98L100 243V244L98 242L96 243L98 246H96V244H94V245L92 244L91 241ZM133 239H135V240L133 241ZM151 239L155 240V242L158 240L157 242L160 243L161 245H158L156 243L157 245L154 244V246L152 247L151 245H153V244H151V242L152 243H155V242H153ZM246 239H247L246 236H244L242 238V241H240L241 244L239 246L240 249H238V250H236V252H234V253H236V254H234V257L240 256L241 254L243 255L245 253V250L248 251L247 249L250 248V245H249L250 243L248 242V239L247 240ZM47 240H50V241H47ZM51 240L54 243H51ZM76 240H77V242H76ZM208 240L210 241L209 243H207L209 245L206 244V242H208ZM46 241L49 244H47ZM100 241H102V243ZM139 241H140V243H139ZM163 241H165V243ZM89 242H91L92 245H90ZM58 243H60V244H58ZM67 244L68 245L73 244V246L72 245L68 246ZM88 245H89V248H88ZM65 246L68 249L64 248ZM95 246H96V248H95ZM138 246H139V248H138ZM155 246H157V247H155ZM154 247H155V249H154ZM163 249H165V247H163ZM163 249L161 250V252H165V251L167 252L168 251L167 250L168 247L165 250H163ZM77 250H78V253H77ZM115 250H116V252H115ZM160 250H159V252H160ZM209 250L212 251V255L209 252ZM53 251H55V252L53 253ZM93 251H94V253H93ZM130 251H131V253H130ZM109 252H110V254H109ZM52 253L54 254V256L59 255L60 253H61V255L54 257L52 255ZM165 253L162 254V256L166 255V257H167V255L170 252L168 254H165ZM49 254H50V256H49ZM76 255H77V258H76ZM111 255H114L115 258L117 257L116 259H120V260L118 262L115 261L114 260L115 258L113 259V256H111ZM117 255H120L119 258ZM261 255H260L261 258L259 256H258V258H259V260L262 261V264H263L264 263L263 262L264 261L263 255L264 254H261ZM64 256H66V257H64ZM73 256L75 257V260H77V261L74 260ZM106 256H108V257L111 256V257L108 258ZM125 256H128V257L130 256V260L132 257L136 260H134L132 258V260L134 262L132 260L129 261V259L126 258ZM62 257L64 259H62ZM139 257L142 260H145V262L141 261L142 263H140L141 259ZM143 257H145V258L143 259ZM166 257H165V259H166ZM70 258H73V260H71ZM95 258H96V260H95ZM122 258L125 259V261ZM204 258L208 259L209 262L205 261ZM40 259H42L43 261L41 262ZM56 259H58V260H56ZM68 259H70V262L71 261L72 262L71 263L68 262ZM112 259H113V261H112ZM92 260H94V261H92ZM250 260H252V259L248 258L246 260V263L249 264L250 262L253 261V260L252 261H250Z\"/></svg>",
  "mask_w": 264,
  "mask_h": 264
}]
</instances>
